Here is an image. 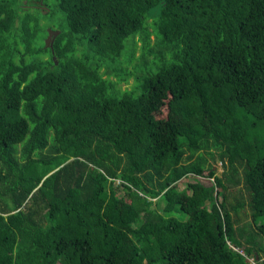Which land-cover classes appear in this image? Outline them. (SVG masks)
Segmentation results:
<instances>
[{
  "label": "trees",
  "instance_id": "obj_1",
  "mask_svg": "<svg viewBox=\"0 0 264 264\" xmlns=\"http://www.w3.org/2000/svg\"><path fill=\"white\" fill-rule=\"evenodd\" d=\"M0 264H264V0H0Z\"/></svg>",
  "mask_w": 264,
  "mask_h": 264
},
{
  "label": "rangeland",
  "instance_id": "obj_2",
  "mask_svg": "<svg viewBox=\"0 0 264 264\" xmlns=\"http://www.w3.org/2000/svg\"><path fill=\"white\" fill-rule=\"evenodd\" d=\"M47 27H49V26H47ZM45 36H44V38H45ZM129 82H130V80L128 81V84H129ZM120 86L121 87H124V86H127V84L121 83ZM151 97L152 96H150V98H148L149 100H148L147 106L149 107L150 104H151V102H153L152 109H153V111L155 112V114L157 116H159L160 118L168 116L169 115V112L167 110V107L165 106L166 95L164 94V91L162 90V91L158 92L157 95L155 96V98H151ZM179 121L180 120H176V123H178L180 129L183 132H188L189 129H188L187 125H184V122L182 124ZM215 164H216V162H215ZM216 168H217V171L220 172V170H221L222 167L220 166L219 162H217V167ZM190 180H191L190 177H188V178H186L185 176L182 177L180 179V181L177 182L178 188L181 187V186H183L186 182H188ZM8 223H9V221H8ZM18 242H20V240H18L14 236H11L10 237V240H9V248L12 249L13 247H16L18 244H20Z\"/></svg>",
  "mask_w": 264,
  "mask_h": 264
},
{
  "label": "water",
  "instance_id": "obj_3",
  "mask_svg": "<svg viewBox=\"0 0 264 264\" xmlns=\"http://www.w3.org/2000/svg\"><path fill=\"white\" fill-rule=\"evenodd\" d=\"M56 32L57 30H53V29L48 30V34L45 37V44H48L49 46H51L53 36Z\"/></svg>",
  "mask_w": 264,
  "mask_h": 264
}]
</instances>
